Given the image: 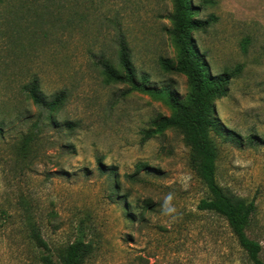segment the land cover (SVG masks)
<instances>
[{"label": "rangeland", "instance_id": "rangeland-1", "mask_svg": "<svg viewBox=\"0 0 264 264\" xmlns=\"http://www.w3.org/2000/svg\"><path fill=\"white\" fill-rule=\"evenodd\" d=\"M189 1L208 71L241 67L213 103L216 179L254 201L247 235L264 261V0ZM171 14L170 0H0V264H59L78 240L92 246L84 264H248L226 221L198 210L208 193L182 136L148 137L166 102L105 82L123 41L150 87L186 97V78L159 66L175 59ZM35 79L45 102L64 93L46 123L26 93Z\"/></svg>", "mask_w": 264, "mask_h": 264}, {"label": "trees", "instance_id": "trees-1", "mask_svg": "<svg viewBox=\"0 0 264 264\" xmlns=\"http://www.w3.org/2000/svg\"><path fill=\"white\" fill-rule=\"evenodd\" d=\"M170 2L172 4V14L169 18L170 41L175 59L172 61L168 58H160L159 66L165 73L180 74L186 78L188 86L186 97L178 98L169 86L160 89L150 87L148 78L136 73L129 48L123 41L120 44L119 69L116 70L108 62L101 64L105 82L127 85L129 89L126 95L137 92L166 102L171 110L170 116L154 121L148 137L160 136L167 130H173L182 136L184 144L190 150V166L208 193V197L200 201L198 210L214 213L226 221L248 264H264L261 258V245L247 235L256 210L254 201H246L228 193L216 179L217 148L212 133L223 136L224 131L223 125L214 114L213 103L227 94L231 79L241 73V67L212 75L191 38L192 32L202 28L203 25L193 18L190 1L170 0ZM25 89L28 98L39 110L38 122L42 123L49 121L65 98L64 93H58L51 101L45 102L40 95L37 79ZM227 135L234 139L233 133ZM143 169L147 170V167L143 166ZM109 172H113V169L110 168ZM33 237L40 247H46L36 233H33ZM91 252V244L82 240L75 241L60 252L59 264H84ZM41 262L54 264L48 257H43Z\"/></svg>", "mask_w": 264, "mask_h": 264}]
</instances>
